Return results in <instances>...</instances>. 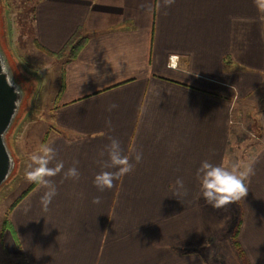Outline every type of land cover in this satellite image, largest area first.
Instances as JSON below:
<instances>
[{
    "label": "crops",
    "instance_id": "1",
    "mask_svg": "<svg viewBox=\"0 0 264 264\" xmlns=\"http://www.w3.org/2000/svg\"><path fill=\"white\" fill-rule=\"evenodd\" d=\"M33 1L44 49L59 54L84 40L60 60L45 143L56 151L50 167L78 162L80 177L51 178L47 210L38 184L22 198L9 215L11 248L23 264H211L227 209L206 204L196 169L204 160L228 168L234 108L264 88V0ZM170 54H187L192 74L170 69ZM256 125L260 146L245 165L254 175L237 218L248 264H264V111ZM110 137L135 168L99 192L94 177L114 171L101 166Z\"/></svg>",
    "mask_w": 264,
    "mask_h": 264
},
{
    "label": "rangeland",
    "instance_id": "2",
    "mask_svg": "<svg viewBox=\"0 0 264 264\" xmlns=\"http://www.w3.org/2000/svg\"><path fill=\"white\" fill-rule=\"evenodd\" d=\"M0 44L12 68L15 82L22 88L24 100L7 142L15 159V170L0 188V264H23L20 252L11 248L8 223L10 208L33 184L25 179L29 156L45 145L53 130L52 112L60 87L61 61L37 45L35 2L0 0ZM264 111V88L240 100L234 108L230 165L241 170L259 150L257 118ZM240 202L226 207L225 223L215 224L209 254L211 264H245L232 243L237 228ZM215 221V220H214ZM216 223V221H215Z\"/></svg>",
    "mask_w": 264,
    "mask_h": 264
},
{
    "label": "clouds",
    "instance_id": "3",
    "mask_svg": "<svg viewBox=\"0 0 264 264\" xmlns=\"http://www.w3.org/2000/svg\"><path fill=\"white\" fill-rule=\"evenodd\" d=\"M165 6H171L175 0H163ZM261 6H264L262 4ZM189 60L187 54L181 56L179 54H170L168 67L172 70L185 72V75L192 74L188 71L185 61ZM118 107L115 104L109 106L108 110ZM111 127V121H106ZM110 142L105 146L107 159L101 161V166L105 169H114V171H101L93 180L95 187L99 192L110 190L114 187V182L126 174L131 173L135 164L131 162L132 158L129 155H124L120 145V141L116 138H109ZM105 153L101 152V156ZM56 158V151L51 146H42L41 149L29 156V162L25 169V179L30 183H36L45 189L40 197V204L44 210H47L52 199L57 195V188L54 181L51 179L63 171V179L78 180L80 172L74 162L72 167L64 171L62 161L50 165ZM142 159V153H136L134 160L139 163ZM254 175V169L251 165L246 166L241 170L238 167L231 169L220 165L213 164L208 160L200 163L196 169V179L199 183V193L206 202L214 209L226 208L228 205L243 200L248 194V186L246 181ZM177 193L187 195L182 178L178 177L175 181ZM99 196L93 198V203H100Z\"/></svg>",
    "mask_w": 264,
    "mask_h": 264
},
{
    "label": "water",
    "instance_id": "4",
    "mask_svg": "<svg viewBox=\"0 0 264 264\" xmlns=\"http://www.w3.org/2000/svg\"><path fill=\"white\" fill-rule=\"evenodd\" d=\"M23 100V90L15 82L12 68L0 44V188L15 170L16 163L7 135L15 124Z\"/></svg>",
    "mask_w": 264,
    "mask_h": 264
},
{
    "label": "trees",
    "instance_id": "5",
    "mask_svg": "<svg viewBox=\"0 0 264 264\" xmlns=\"http://www.w3.org/2000/svg\"><path fill=\"white\" fill-rule=\"evenodd\" d=\"M83 44H84V40L83 39H79V40H77V37L76 38H74V39H72L69 43H68V45H67V47H66V50L65 51H63V52H61V53H59V54H52V53H50L49 51H47L46 49H44L39 43H38V41H37V45L39 46V48L41 49V50H43V51H45V52H47L49 55H51V56H53V57H55V58H57V59H63L65 56H66V52L68 51V53L70 54V56L71 57H75L77 54H78V52L80 51V49H81V47L83 46ZM37 184L36 183H33L17 200H16V202L11 206V208H10V213H11V211L13 210V208L22 200V198H24L35 186H36ZM238 202H240V201H238ZM8 225H9V229H10V222L8 223ZM238 233H239V225L237 226V228H236V230H235V232H234V235H233V237L231 238L232 240V243H233V245H234V247L238 250V252H239V254H240V256H241V258L242 259H244V261H245V264H248V262L246 261V259H245V256H244V254H243V251H242V249H241V246H240V244H239V241H238Z\"/></svg>",
    "mask_w": 264,
    "mask_h": 264
}]
</instances>
